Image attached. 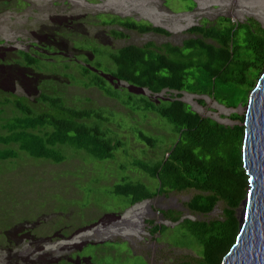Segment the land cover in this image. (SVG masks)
<instances>
[{"label":"rangeland","instance_id":"1","mask_svg":"<svg viewBox=\"0 0 264 264\" xmlns=\"http://www.w3.org/2000/svg\"><path fill=\"white\" fill-rule=\"evenodd\" d=\"M107 14L148 21L172 35L142 34L118 24L104 25ZM221 16L235 22L254 18L264 26V0H0V57L9 60L21 51L31 52V48L43 52L45 58L38 57L33 67L43 72L40 74L58 79L57 89H63L67 104L81 103L83 108L102 110L103 119H91V123L100 124L104 131L109 126L113 131L106 132L108 135L124 137L126 142L114 159H96L85 150L67 147L68 157L62 164H46V160L34 164L28 158L2 162L0 264H166L193 251L172 244L171 239L177 241L174 231L165 235L153 233L150 221L175 227L163 210L172 209L182 213L183 218L197 220L225 217L223 202L208 214L190 210L187 204L195 190H174L134 205H129L126 197L114 194L116 185L129 176L155 189L158 182L134 167L132 161L156 162L176 136L166 119L153 113L147 117L143 109L131 110L132 106L128 108L90 87L89 77L83 73L87 64L95 71H91L92 77L103 76L115 88L122 89L124 98L131 92L156 101L169 98L178 92L164 90L153 94L129 83L115 84L112 74L117 65L110 54L131 43L181 44L193 36L184 33L186 29L215 22ZM115 30L126 32L128 37L116 36L112 32ZM4 64L0 65V83L7 90L32 99L40 96V88L34 86L36 80L19 73L18 68L7 69L12 65ZM49 81L42 80L41 87ZM183 94L182 99L204 116L230 126L244 124L246 105L228 108L209 96ZM136 130L153 137L155 147L138 139ZM241 205L237 208L238 217Z\"/></svg>","mask_w":264,"mask_h":264},{"label":"trees","instance_id":"2","mask_svg":"<svg viewBox=\"0 0 264 264\" xmlns=\"http://www.w3.org/2000/svg\"><path fill=\"white\" fill-rule=\"evenodd\" d=\"M103 24H118L142 34L172 35L169 30L151 22L119 15L107 14ZM112 32L121 38L128 37L123 31ZM184 33L193 36L185 38L181 44L131 43L110 54L117 65V70L111 73L115 84L129 83L153 94L164 90L178 92L169 98L156 101L129 90L131 95L124 98L122 89L115 88L103 76L92 77L91 71H95L87 64L83 73L89 77L90 87L100 89L128 108L132 106L134 109L131 110L143 109L147 117L153 113L166 119L176 136L172 146L156 162L132 161L134 167L158 182L155 189L129 176L116 185L114 194L126 197L129 205H134L174 190H195L197 192L187 206L202 214L212 212L220 202L225 203L223 219L183 218L182 213L169 209L162 213L175 223V227L150 221L153 233L165 235L174 231L177 241L171 239L172 244L193 251L172 258L166 264H223L239 234L237 208L249 190L242 151L246 127L244 124L226 125L211 116H204L182 98L187 92L209 96L228 108L247 106L264 73V26L254 18L235 22L230 17L221 16L215 22L192 25ZM2 41L0 36V45ZM30 50L21 51L9 60L0 57V65L9 63L12 67L7 69L18 68L19 73L36 80L34 86L41 90L40 96L32 99L7 90L0 83V166L2 162L26 161L27 158L34 164L41 160H46V164H62L68 157L69 148L85 150L100 160L114 159L116 151L126 143L124 137L116 139L113 134L106 133L113 131L109 126V130L104 131L100 124L91 123V119H103L102 110L83 108L81 103H74L76 106L67 104L63 89H57L58 79L47 77V73L40 74L43 72L33 67L38 57L41 59L46 55L34 48ZM88 50L94 54L97 52L92 48ZM17 58H20L17 61L20 66L15 64ZM51 74L58 75H48ZM45 79H50L51 83L41 87V81ZM200 102L205 104L204 100ZM242 122H245V116ZM136 132L138 139L155 147L153 137L143 130ZM3 171L4 168H0V172Z\"/></svg>","mask_w":264,"mask_h":264},{"label":"water","instance_id":"3","mask_svg":"<svg viewBox=\"0 0 264 264\" xmlns=\"http://www.w3.org/2000/svg\"><path fill=\"white\" fill-rule=\"evenodd\" d=\"M246 129L249 190L239 208L240 230L223 264H264V76L252 94Z\"/></svg>","mask_w":264,"mask_h":264},{"label":"bare ground","instance_id":"4","mask_svg":"<svg viewBox=\"0 0 264 264\" xmlns=\"http://www.w3.org/2000/svg\"><path fill=\"white\" fill-rule=\"evenodd\" d=\"M263 76H264V73L262 74V76H261V78H260V80H259L257 86L254 88L252 94H253L254 91L259 87L260 82H261ZM251 100H252V95H251V97H250L249 103H248L247 108H246V113H245V122H244V125H245L246 129H247L248 126H249V125L247 124V122H248V116H249V111H250ZM246 134H247V132H246ZM245 142H246V136H245V141H244V144H243V150H242V151H243V157H244V167H245V162H246V160H245V159H246V157H245L246 155H245V153H244ZM245 169H246V167H245ZM246 171H247V175H249V174H248L249 171H248L247 169H246ZM231 250H232V248H231ZM231 250L228 252V254L226 255V257L231 253ZM226 257H225V258H226ZM225 258H224V260H225Z\"/></svg>","mask_w":264,"mask_h":264},{"label":"clouds","instance_id":"5","mask_svg":"<svg viewBox=\"0 0 264 264\" xmlns=\"http://www.w3.org/2000/svg\"><path fill=\"white\" fill-rule=\"evenodd\" d=\"M248 195V194H247Z\"/></svg>","mask_w":264,"mask_h":264}]
</instances>
